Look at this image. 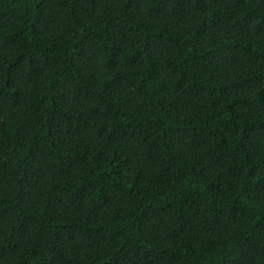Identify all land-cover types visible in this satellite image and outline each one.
<instances>
[{"label":"trees","instance_id":"16d2710c","mask_svg":"<svg viewBox=\"0 0 264 264\" xmlns=\"http://www.w3.org/2000/svg\"><path fill=\"white\" fill-rule=\"evenodd\" d=\"M0 264H264V0H0Z\"/></svg>","mask_w":264,"mask_h":264}]
</instances>
